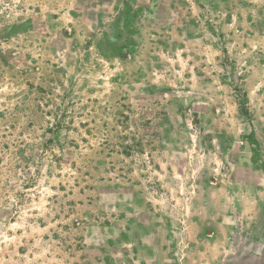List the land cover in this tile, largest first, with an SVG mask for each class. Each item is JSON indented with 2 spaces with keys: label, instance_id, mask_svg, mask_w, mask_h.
I'll return each instance as SVG.
<instances>
[{
  "label": "rangeland",
  "instance_id": "1",
  "mask_svg": "<svg viewBox=\"0 0 264 264\" xmlns=\"http://www.w3.org/2000/svg\"><path fill=\"white\" fill-rule=\"evenodd\" d=\"M218 203L264 264V0H0V264H185Z\"/></svg>",
  "mask_w": 264,
  "mask_h": 264
},
{
  "label": "crops",
  "instance_id": "2",
  "mask_svg": "<svg viewBox=\"0 0 264 264\" xmlns=\"http://www.w3.org/2000/svg\"><path fill=\"white\" fill-rule=\"evenodd\" d=\"M249 187L251 188V184H249ZM226 212L224 206L219 205V203L216 208H210L207 214H203L201 210H196L197 216L193 219L192 228L197 234L208 225L212 226V229L215 230L212 240L213 250L194 253L191 258L185 260V264H233L236 259L233 256V242L230 237L232 228L230 227V222L224 219ZM243 212L246 213L245 210ZM248 213H251V210ZM261 227L262 226L251 225L249 229L247 227H245V229L243 228V231L247 232L248 230L252 243L264 245V240H262V238L260 239L262 236H258L259 232H257ZM200 245L201 247L205 245V240L201 242ZM246 256H249L247 260H251V254H246ZM255 258L260 261V257Z\"/></svg>",
  "mask_w": 264,
  "mask_h": 264
}]
</instances>
